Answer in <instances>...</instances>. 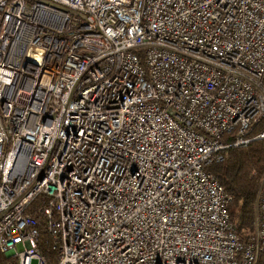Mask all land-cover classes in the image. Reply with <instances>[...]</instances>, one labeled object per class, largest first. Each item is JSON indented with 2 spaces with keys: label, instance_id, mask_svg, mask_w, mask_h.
<instances>
[{
  "label": "built area",
  "instance_id": "obj_1",
  "mask_svg": "<svg viewBox=\"0 0 264 264\" xmlns=\"http://www.w3.org/2000/svg\"><path fill=\"white\" fill-rule=\"evenodd\" d=\"M263 118L264 0H0V252L256 264L207 168Z\"/></svg>",
  "mask_w": 264,
  "mask_h": 264
},
{
  "label": "trees",
  "instance_id": "obj_2",
  "mask_svg": "<svg viewBox=\"0 0 264 264\" xmlns=\"http://www.w3.org/2000/svg\"><path fill=\"white\" fill-rule=\"evenodd\" d=\"M264 129V118L255 129V133ZM231 133L222 137L228 140ZM219 180L228 193L234 197L228 209L236 223V229L243 241H247L254 232V202L257 188L264 177V138L254 139L247 146L228 148L221 163L207 168ZM45 239V237H44ZM40 248L46 249V242ZM12 258L0 252V264H7ZM256 264H264V251L258 255Z\"/></svg>",
  "mask_w": 264,
  "mask_h": 264
},
{
  "label": "rangeland",
  "instance_id": "obj_3",
  "mask_svg": "<svg viewBox=\"0 0 264 264\" xmlns=\"http://www.w3.org/2000/svg\"><path fill=\"white\" fill-rule=\"evenodd\" d=\"M262 180H261V182H262ZM261 182H260V184H261ZM260 184H259V186H260ZM259 186H258V188H259ZM258 188H257V190H258ZM255 208H256V203L254 202V210H255ZM254 217H255V215H254ZM22 250H23V245L21 243L17 244L16 245V251H22ZM13 257L14 256H11L12 259H13ZM33 264H35V261L33 262Z\"/></svg>",
  "mask_w": 264,
  "mask_h": 264
},
{
  "label": "water",
  "instance_id": "obj_4",
  "mask_svg": "<svg viewBox=\"0 0 264 264\" xmlns=\"http://www.w3.org/2000/svg\"><path fill=\"white\" fill-rule=\"evenodd\" d=\"M7 255H8V256H10L11 254H10V253H8Z\"/></svg>",
  "mask_w": 264,
  "mask_h": 264
}]
</instances>
